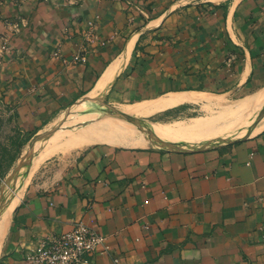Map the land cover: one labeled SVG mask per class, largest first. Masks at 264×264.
Listing matches in <instances>:
<instances>
[{
  "label": "crops",
  "instance_id": "1",
  "mask_svg": "<svg viewBox=\"0 0 264 264\" xmlns=\"http://www.w3.org/2000/svg\"><path fill=\"white\" fill-rule=\"evenodd\" d=\"M1 5L0 46L9 51L0 61V100L27 131L81 100L130 41L129 60L105 96L115 104L187 92L242 100L264 88V0ZM78 51L86 62L73 61ZM202 106L185 102L156 113ZM206 143H96L44 170L13 211L0 264H31L26 255L38 238L78 222L110 246L93 264H264V129Z\"/></svg>",
  "mask_w": 264,
  "mask_h": 264
},
{
  "label": "bare ground",
  "instance_id": "2",
  "mask_svg": "<svg viewBox=\"0 0 264 264\" xmlns=\"http://www.w3.org/2000/svg\"><path fill=\"white\" fill-rule=\"evenodd\" d=\"M239 1L240 0H234V4ZM133 46L134 41H130L124 53L111 62L97 81L95 87L81 99L82 102L78 105V109L74 111L84 117L80 121L72 122V124L69 122L64 123L46 143V146L37 158V163L44 158L59 154L60 151L68 152L77 147H86L96 143L130 147H139L145 144L144 140L141 138V134L139 135L140 137L137 136L138 133L128 130L126 125L119 123L117 119L102 112V100L106 96L115 78L126 66ZM246 74L247 72L241 76L240 82L245 79ZM185 102H204L207 106L224 109L232 108L236 112V117L232 121L225 122L221 127V131L217 132L223 134V136L217 141L214 139V136H212L211 139H201L202 146L207 145L206 142H211V144H222L231 140L245 138L255 135L264 129V88L251 96L243 98L233 107H230L231 105L225 107V100L222 96H211L205 92H187L167 94V96L160 97L158 100L129 104L123 107L122 111L119 112V116L122 118L136 115L147 116ZM87 113H91V115ZM85 114H87V116H85ZM208 124V120L202 121L196 120L195 118L187 123L178 121L172 124L155 122L151 126L150 133L159 140L173 139L182 136L198 137L200 135L203 136V134L210 129ZM39 140V137L33 138L30 146L37 145ZM27 182L28 181H26V184ZM20 198L21 197H13L10 200H0V208L2 207L1 209H4L0 210V246L3 235H5L4 233ZM2 205H5V208Z\"/></svg>",
  "mask_w": 264,
  "mask_h": 264
},
{
  "label": "rangeland",
  "instance_id": "3",
  "mask_svg": "<svg viewBox=\"0 0 264 264\" xmlns=\"http://www.w3.org/2000/svg\"><path fill=\"white\" fill-rule=\"evenodd\" d=\"M26 1L27 0H0V4L2 3L1 6L6 4V6L10 5L12 7H16ZM51 1L67 2L70 0ZM222 98L225 100V107H229L230 105V107H233L235 104H238L241 101L237 99V95L233 93L225 94L222 96ZM81 102L82 101L79 100L67 108L52 113L46 119V121L40 124L37 130L27 131L24 125L17 119V114L13 110V107L0 100V200H10L13 197H21L30 181L33 178L39 176V174H41L44 170H47L51 167L60 168L69 162L71 158H73L78 152H81L89 146L95 145L92 144L86 147H77L68 152L60 151L59 154L44 158L42 161L37 163V158L46 146V143L64 123L69 122L72 124V122L74 123L80 121L84 117L79 113H75L74 111L78 109V105ZM127 105L129 104H115L110 100V98L105 99L104 97L102 100V112L114 119H117L119 123L126 125L128 130L138 133L137 136L141 134V138L145 142V144L142 146L163 149H171L169 146H177L174 148H178L181 147L178 144L186 143H190V145L196 147L200 144V142L201 144L199 146L202 147L201 139H211L212 136H214V139L217 141L221 136H223V134L217 133L221 131L222 125L227 121H232L236 117V112L232 108L224 109L211 106H202L200 110L191 112L189 114H178V112H162L147 116L136 115L122 118L119 116V112H121L123 107ZM87 114L91 115V113ZM87 114H85V116H87ZM194 118L196 120L209 121L208 127L210 129H208V131H206L203 136H182L175 137L173 139L159 140L150 133L151 126L155 122L172 124L178 121L181 123H187L192 121ZM35 137L40 138L37 144L38 146H30V140ZM26 181H28L27 184ZM1 208L0 210H4Z\"/></svg>",
  "mask_w": 264,
  "mask_h": 264
},
{
  "label": "built area",
  "instance_id": "4",
  "mask_svg": "<svg viewBox=\"0 0 264 264\" xmlns=\"http://www.w3.org/2000/svg\"><path fill=\"white\" fill-rule=\"evenodd\" d=\"M8 51L9 46L3 43L0 46V61L3 53ZM83 52L73 54V61L86 62ZM97 252L110 253L106 238L87 224L78 222L70 230L38 238L26 258L31 264H93ZM112 260L114 264L119 262L117 258Z\"/></svg>",
  "mask_w": 264,
  "mask_h": 264
}]
</instances>
